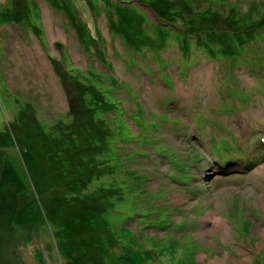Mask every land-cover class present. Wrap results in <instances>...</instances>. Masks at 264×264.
I'll return each instance as SVG.
<instances>
[{"label": "rangeland", "instance_id": "374dc122", "mask_svg": "<svg viewBox=\"0 0 264 264\" xmlns=\"http://www.w3.org/2000/svg\"><path fill=\"white\" fill-rule=\"evenodd\" d=\"M66 1L79 28L52 0H0V264H171L175 250L186 258L178 264H264V32L241 55L214 57L205 45L177 47L181 19L163 42V22L140 0L116 2L146 14L143 41L124 37L115 3ZM192 1L198 14L252 2ZM223 18L204 24L220 28ZM89 68L113 76L108 149L92 147L83 129L91 115L81 97L92 91L74 75ZM223 138L234 149H215ZM37 139L63 154L42 157L44 167L20 157ZM27 161L38 180L47 167L59 176L55 188L41 192ZM120 178L136 190L124 186L117 213L105 214L110 232L89 226L97 189Z\"/></svg>", "mask_w": 264, "mask_h": 264}, {"label": "trees", "instance_id": "16d2710c", "mask_svg": "<svg viewBox=\"0 0 264 264\" xmlns=\"http://www.w3.org/2000/svg\"><path fill=\"white\" fill-rule=\"evenodd\" d=\"M52 2L53 4H56L58 9L61 8V10L68 15L69 22H71L75 28L80 27V20L77 23L76 20L70 17L71 10L67 5L70 4V6H73V8L76 10V7L71 2H67L66 0H52ZM140 2L146 3L150 7L151 11L157 16L158 21L163 22L162 24H156V27L158 29V36L163 42L166 41L167 38V36H165L167 34L166 31L173 30L172 27L169 26V24L173 25V23L181 19V21H179L178 23L179 27L181 28H175L178 29L176 31L177 39H175L176 43L178 42L177 47L184 52L189 49L191 43H195L199 46L205 45L208 51L216 55L214 57L227 56L235 58L236 56H239L243 52H245L246 44L252 42L256 38L261 37L262 33L264 32V0H252V2L247 4L244 9H239L234 1H229L227 12H222L223 10L220 11L218 10V8H207L205 6L201 8L202 10L200 9V14L191 9L192 4L199 5L200 2L195 3L192 0L184 2L186 5L185 7L179 4L178 0H140ZM111 3H115L118 6L119 10L114 11V14L116 16L118 25L123 31L124 37L131 40L132 36H138L140 37V40L143 41V37L147 36L145 27L143 26V22L146 18H148L146 14L142 11H138V8L131 5V3L126 4L116 2V0H109V4ZM235 8L238 9V12L234 11ZM188 10H192V14L189 13ZM258 10H261L262 12L258 13ZM253 14H255L254 19H252ZM214 15H221L222 17H224L223 20L227 22V25H224L220 28H214V25L204 24V21H210ZM194 19L195 21L201 19V22L199 23L190 21ZM166 23H168V25ZM230 25H232L235 30L229 27ZM200 26L202 27L199 28ZM33 30L38 32L36 34H39V32H41L39 27H33ZM191 38L194 39L191 40ZM225 44H227L228 46H226ZM92 49L93 48H91V50ZM254 62L256 63V66L259 70L263 68V66L260 65L257 60ZM73 69L81 70L77 67H73ZM109 71H111V68H109ZM88 72L89 74H82L78 76H76V74L74 75L79 84L89 88L90 91L94 93L91 94L92 92L89 93V91H87L83 94V97H81L84 102L83 107L89 109V114L91 115V120L83 123V129L86 130L85 133L88 137L87 140L89 142H92V147L104 146L108 149L109 141L111 140L109 139V135L112 132L113 126L112 124L110 125V123H108L109 125L105 124L104 121L106 117H108L110 120L115 117L114 112L117 107V103L112 96L110 88V85H114V83L111 81V78H113V76L110 74V76L108 77V75L102 74L101 71H98L96 73V71H92L91 68H89ZM94 96L96 97V99L94 98ZM85 113L87 115L86 119L88 120V113ZM107 126L109 127V130ZM61 127L62 128L59 127V131L63 130L64 128V126ZM41 134L42 133L37 134L35 137L37 138ZM37 141L38 142L35 143V146H32L31 143H26V146L20 153V157L23 156L24 159H28L27 156L36 157L38 161H40V164H42V157L50 158L49 156H51V158L53 159L55 158V156H60L61 154H63L62 148H58V151L56 152L55 150H51L50 152V150H45V148L42 149V145L40 146V140L37 139ZM62 142L63 145L64 143L65 145H71L72 142H74V145L77 144V141H72V139H62ZM232 148L234 149V145L225 142L224 138L220 140L219 145H215V149L217 150L222 149L227 151ZM41 153L42 156L40 155ZM37 154L39 155L36 156ZM109 154L110 156L113 155V150ZM68 159L69 157H66L65 161L68 162ZM249 164L251 163L249 162ZM25 166L27 171L29 172L30 177L34 179V183L36 180L37 186L41 192H43V190L45 189H51V187L55 188L53 184H55L60 177L53 174V171L49 170L48 167L44 170L46 180H38L39 175L33 168L32 163H30V161H27V164H25ZM42 166L44 167L43 164ZM117 169L122 170L125 173H127L129 170V168L125 167V165L122 169H119L117 166ZM101 176H103V174H101ZM113 184H116L117 186H111L109 183L106 186H101V189H97L98 191L95 194V201L96 204L100 206V209H92L91 207H89L84 210V212L88 214L83 217V220L87 221L89 226L97 225V229H99L102 224L103 227L108 228L107 230H109L110 232V228L108 227V223L105 219V214L108 213V211L109 214L112 212L117 213L116 208L120 207L124 199H126V197L124 196L125 193L123 192L124 186H126L130 190H136L133 183L128 186L123 178H120L118 182H115ZM136 186L138 187V184H136ZM121 188L122 192L119 191V189ZM69 189L75 191V196L80 197V195H78V190H73L71 186H69ZM75 213L77 215L79 214L76 211ZM94 230H96L95 227ZM112 241L115 240L112 239ZM129 257L130 255L128 254H121L117 258L120 261L125 260L127 262Z\"/></svg>", "mask_w": 264, "mask_h": 264}, {"label": "crops", "instance_id": "0c3cea01", "mask_svg": "<svg viewBox=\"0 0 264 264\" xmlns=\"http://www.w3.org/2000/svg\"><path fill=\"white\" fill-rule=\"evenodd\" d=\"M175 251H178V250H175ZM175 251H173L172 252V258L174 259L173 261H172V263L171 264H178L179 262H181L183 259H186L185 257H183V255H181V254H177V252H175ZM182 253V252H181ZM175 254H177V255H180V256H176ZM191 254H194L193 252H191L190 253V257H191ZM192 262H191V258H190V261H189V264H191Z\"/></svg>", "mask_w": 264, "mask_h": 264}, {"label": "bare ground", "instance_id": "6f19581e", "mask_svg": "<svg viewBox=\"0 0 264 264\" xmlns=\"http://www.w3.org/2000/svg\"><path fill=\"white\" fill-rule=\"evenodd\" d=\"M212 216L214 217V219L219 220V222L216 221L218 225L222 224V223H221V218H220L219 216H217L216 214H214V215H212Z\"/></svg>", "mask_w": 264, "mask_h": 264}, {"label": "water", "instance_id": "95a60500", "mask_svg": "<svg viewBox=\"0 0 264 264\" xmlns=\"http://www.w3.org/2000/svg\"><path fill=\"white\" fill-rule=\"evenodd\" d=\"M152 15H153V19H157V16L152 12Z\"/></svg>", "mask_w": 264, "mask_h": 264}]
</instances>
